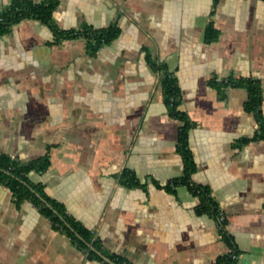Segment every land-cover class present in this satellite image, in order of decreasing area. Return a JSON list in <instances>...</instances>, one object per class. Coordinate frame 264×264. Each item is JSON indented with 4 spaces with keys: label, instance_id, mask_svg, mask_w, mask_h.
I'll return each mask as SVG.
<instances>
[{
    "label": "crops",
    "instance_id": "0c3cea01",
    "mask_svg": "<svg viewBox=\"0 0 264 264\" xmlns=\"http://www.w3.org/2000/svg\"><path fill=\"white\" fill-rule=\"evenodd\" d=\"M13 1L0 0V14ZM31 1L56 2L55 27L78 34L58 37L33 18L0 34V155L23 164L47 155L48 169L29 179L107 254L216 264L232 247L217 218L197 211L202 195L178 182L182 121L164 102L162 65L193 124L189 180L225 213L235 264H264V133L247 86L216 84L257 80L264 121V0ZM111 27L116 38L94 49L84 31ZM0 264L103 263L0 182Z\"/></svg>",
    "mask_w": 264,
    "mask_h": 264
},
{
    "label": "trees",
    "instance_id": "16d2710c",
    "mask_svg": "<svg viewBox=\"0 0 264 264\" xmlns=\"http://www.w3.org/2000/svg\"><path fill=\"white\" fill-rule=\"evenodd\" d=\"M55 6L56 2L54 1H43L36 3L31 0H14L12 5L0 14V34L9 31L13 24L19 22L24 18H33L49 25L58 37L77 35L78 32H68L67 34H64L55 27L52 22V13ZM210 30L212 29H209V37L214 36L215 32L210 33ZM84 33L89 34V36L93 39L94 49H99L102 45L107 44L111 40L116 38L118 29H116L115 27H111L109 29L88 30L84 31ZM154 68L159 69L163 72L161 84L164 102L170 116L182 121L179 130L178 148L185 161L186 174L182 179H179L178 182L189 184L192 190L202 195V205L197 208V211L199 213L210 212L218 220L219 209L215 200L210 195L208 189L201 185L192 184L189 180L190 173L193 169V157L189 148L188 132L193 124L188 119L186 113L179 109L181 102L180 88L176 80L166 71V69L162 65L154 64ZM216 84L221 88L235 87L239 85L247 86L249 90V99L246 103V109L256 113L259 121L261 122V127L258 134L263 135L264 121L260 116L259 111L260 89L257 80H235L228 78L222 81H218L216 82ZM49 164L50 161L47 155L32 160L27 164H23L11 156L2 154L0 155V182L11 189L17 203H20L25 199H30L31 201H33L39 208V210L44 215L49 217L54 227L65 232L75 244H77L84 252L88 254L91 259L101 261L103 264H109L105 262L96 252L92 251L88 247L87 243H91L93 246H95V248L104 253V255L111 258L117 264H133L123 256L107 254L102 249L100 240L94 236L92 231L70 218L66 213L65 207L61 203H58L57 201H54L47 196L42 184H35L29 179L28 174L31 171L44 172L48 169ZM123 176L125 179L129 180L130 183L133 180L132 175L129 171H125ZM34 191L39 193L44 199H46L52 205V207L56 209L59 214L73 227L74 230H71L60 218V216L56 214L51 207L47 206L42 201V199L36 195ZM222 226L223 227H221L220 230L224 239L232 247V251L218 259L216 264H235L237 259H234L232 255L234 253L238 254V252L232 242L231 236L225 229L226 222L223 223ZM76 232L79 233L85 239V241L80 240L76 235Z\"/></svg>",
    "mask_w": 264,
    "mask_h": 264
},
{
    "label": "water",
    "instance_id": "95a60500",
    "mask_svg": "<svg viewBox=\"0 0 264 264\" xmlns=\"http://www.w3.org/2000/svg\"><path fill=\"white\" fill-rule=\"evenodd\" d=\"M35 192V191H34ZM36 193V195L39 197V198H41L42 199V201L47 205V206H49V207H51L53 210H54V212L56 213V214H58L59 216H60V218L65 222V224L71 229V230H74L73 229V227L59 214V212L56 210V209H54L53 207H52V205L46 200V199H44L39 193H37V192H35ZM76 235L78 236V238L80 239V240H82V241H85V239L79 234V233H77L76 232ZM87 245H88V247L92 250V251H94V252H96L105 262H107V263H109V264H117L115 261H113L111 258H109L108 256H106V255H104L102 252H100L97 248H95V246H93L91 243H87Z\"/></svg>",
    "mask_w": 264,
    "mask_h": 264
},
{
    "label": "built area",
    "instance_id": "2783aa9c",
    "mask_svg": "<svg viewBox=\"0 0 264 264\" xmlns=\"http://www.w3.org/2000/svg\"><path fill=\"white\" fill-rule=\"evenodd\" d=\"M226 220H227V218H226L225 213L222 212V211H219V215H218V223H219V227H220V228L223 227L222 225H223V223L226 222ZM232 257H233L234 259H237V258H238V254L234 253V254L232 255Z\"/></svg>",
    "mask_w": 264,
    "mask_h": 264
}]
</instances>
